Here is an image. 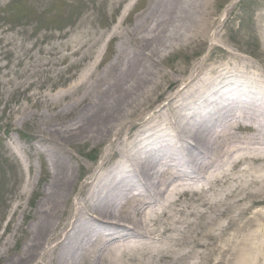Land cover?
I'll return each mask as SVG.
<instances>
[{
  "label": "bare ground",
  "instance_id": "bare-ground-1",
  "mask_svg": "<svg viewBox=\"0 0 264 264\" xmlns=\"http://www.w3.org/2000/svg\"><path fill=\"white\" fill-rule=\"evenodd\" d=\"M199 1L152 2L123 43L129 47L123 65L108 67L107 79L96 77L92 98L83 94L75 100L71 125L62 133L54 129L48 139V179L23 229L27 240L17 252L5 254L1 264L259 263L264 250V210L258 207L264 204V100L258 90L237 89L234 73L224 74L222 65L206 72L191 69L135 134L129 132L134 124L121 132L110 124L160 85L155 54L208 33L213 13ZM121 28L115 27L112 39L121 36ZM237 70L264 89L263 76L252 65ZM91 75L87 70L83 79ZM221 87L227 90L219 93ZM238 129L249 134L240 136ZM107 141L106 156L72 202L79 175L76 156L65 153L69 144Z\"/></svg>",
  "mask_w": 264,
  "mask_h": 264
},
{
  "label": "rangeland",
  "instance_id": "rangeland-1",
  "mask_svg": "<svg viewBox=\"0 0 264 264\" xmlns=\"http://www.w3.org/2000/svg\"><path fill=\"white\" fill-rule=\"evenodd\" d=\"M155 1L0 0V235L4 234L0 264L5 254L17 252L27 240L28 231L23 229L48 179V139L52 131L59 129L62 133L71 125L67 122L77 115L76 99L83 94L89 98L96 95L92 85L98 75L107 79L108 67L119 69L123 65L129 48L123 43L129 32L136 31L137 18L141 19V13ZM200 1L213 13L208 33L155 54L160 85L153 86L149 96L141 97L142 103L128 115L111 120L119 132L133 124L130 134L139 131L150 113L163 106L182 85L191 69L206 72L211 65H222L224 74L234 73L237 89L246 86L252 92L258 90L257 96L264 100V89H257L237 70L252 65L262 74L264 88V0ZM120 26L121 36L112 39L111 32ZM87 70L92 75L85 81ZM221 88L219 93L227 90ZM240 103L237 101L238 107L245 106ZM237 134L245 136L249 131L238 129ZM109 143L69 144L65 153L76 156L74 166L79 175L72 202L82 183L101 164ZM29 181L31 186L27 188ZM258 207L264 210V204ZM70 211L68 206L64 219L70 218ZM256 253L254 248L252 254ZM260 253L263 257L256 264H264V250Z\"/></svg>",
  "mask_w": 264,
  "mask_h": 264
}]
</instances>
